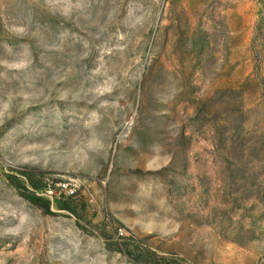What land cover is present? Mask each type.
Instances as JSON below:
<instances>
[{
	"label": "rangeland",
	"instance_id": "rangeland-1",
	"mask_svg": "<svg viewBox=\"0 0 264 264\" xmlns=\"http://www.w3.org/2000/svg\"><path fill=\"white\" fill-rule=\"evenodd\" d=\"M0 264H264V0H0Z\"/></svg>",
	"mask_w": 264,
	"mask_h": 264
},
{
	"label": "built area",
	"instance_id": "built-area-1",
	"mask_svg": "<svg viewBox=\"0 0 264 264\" xmlns=\"http://www.w3.org/2000/svg\"><path fill=\"white\" fill-rule=\"evenodd\" d=\"M59 186L60 191L64 192L65 194L71 195L73 193V190L68 187L67 184L62 183Z\"/></svg>",
	"mask_w": 264,
	"mask_h": 264
}]
</instances>
